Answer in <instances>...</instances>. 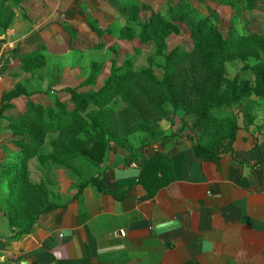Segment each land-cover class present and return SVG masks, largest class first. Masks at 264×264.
<instances>
[{
    "label": "crops",
    "instance_id": "0c3cea01",
    "mask_svg": "<svg viewBox=\"0 0 264 264\" xmlns=\"http://www.w3.org/2000/svg\"><path fill=\"white\" fill-rule=\"evenodd\" d=\"M134 1L150 8L156 2ZM167 1L176 5L181 0ZM121 2L24 0L19 6L31 21L33 14L37 21L68 22L75 36L78 30L72 23H87L83 7L93 9L94 19L105 29L122 16ZM59 12L62 18L55 19ZM15 13L9 39L21 17ZM4 47L0 45V106L20 79L13 68L15 56L6 53L2 61ZM6 67L16 72L10 76ZM257 100L264 109L263 99ZM9 102L12 107L0 117V147L6 156L20 150L5 117L17 119L26 111L18 96ZM256 104L245 109L253 121L239 125L232 153L216 163L198 160L184 138L163 144L154 133L150 147L131 152L114 147L108 163L101 165L106 190L127 189L121 201L88 186L65 208L42 216L29 235L15 240L14 216L0 207V264H264V112L259 115ZM149 143L146 139L143 146ZM120 231L125 237H117Z\"/></svg>",
    "mask_w": 264,
    "mask_h": 264
},
{
    "label": "trees",
    "instance_id": "16d2710c",
    "mask_svg": "<svg viewBox=\"0 0 264 264\" xmlns=\"http://www.w3.org/2000/svg\"><path fill=\"white\" fill-rule=\"evenodd\" d=\"M23 1L0 0V29L3 32L12 26L16 17L14 8L9 7L10 3L19 5ZM126 3L131 6V16L120 27L122 40L131 42L138 39L142 44H162L171 36H180L177 25L183 24L189 29L196 48L190 52L183 47L169 53L160 52L162 63L158 67L164 74L162 80H158L150 69L136 72L131 60L125 61L122 66L111 60L109 76L98 90L97 78L105 63L94 61L90 65V75L81 87L63 90L69 96L68 103L62 102L55 94H49L45 98L52 101L51 105L29 101L26 111L17 119L5 117L7 129L15 138L14 144L22 156L19 166L1 167L0 173V184L1 180L8 178V193L4 199L6 206L0 200L1 211L14 216L13 225L18 228L12 240L29 235L42 216L67 206L51 202L44 187L32 184L28 178L27 161L35 157L48 134L59 133V139L53 142L52 158L55 162L64 158L105 165L109 160L111 144L125 147L122 142L126 143L135 132L150 134L152 125L171 120L164 109L165 104L172 108L173 114L194 111L198 115L195 126L205 127L213 121L215 111L228 110L251 95L264 99V33L251 32L236 37L230 32L228 37H224L214 22L216 15L212 12L204 15L187 0L168 6L166 13L149 7L150 13L143 21L140 20L142 4L134 0H126ZM247 3L250 9L255 6V0H247ZM89 22L92 31L101 37L113 32L112 27H100L95 19ZM104 46L99 44L95 48L101 50ZM246 57L256 60L255 64L244 67L253 72L254 80L228 79L227 62ZM42 66L39 56L21 62L24 73H32ZM24 93V87L17 84L3 95L0 117H4V113L12 107L9 101ZM118 97L125 108L116 113L108 106L111 100ZM245 120L253 121L250 116ZM240 129L239 125L231 126L224 131L222 141L213 138L207 143H195L190 139L195 157L201 162H218L223 155L232 153ZM181 138L180 135H172L162 142L165 144ZM150 164L147 163V166ZM102 175L103 172L98 171L96 176L84 181L81 192L88 186H94L101 194L123 200L127 189L106 190ZM162 187L163 184L157 188ZM22 222H25V229Z\"/></svg>",
    "mask_w": 264,
    "mask_h": 264
},
{
    "label": "rangeland",
    "instance_id": "374dc122",
    "mask_svg": "<svg viewBox=\"0 0 264 264\" xmlns=\"http://www.w3.org/2000/svg\"><path fill=\"white\" fill-rule=\"evenodd\" d=\"M187 1L193 8L200 10L204 15H209L210 12L214 13L216 15L214 22L219 26L224 37H228L230 32L236 37L246 36L251 32L264 33V0H255V6L251 9L247 0ZM170 5L171 3L167 0H156L154 8L151 9L166 13L167 7ZM9 7L14 8L15 11L17 10L21 17L16 24L14 23L10 39L7 36V31L3 32L0 29V45L5 46L2 61H5L6 53L15 56L16 60L13 68L18 69L17 76L20 79L13 87H16L17 84L24 87L25 93L18 96L22 100V110L24 111L29 101L51 105L52 101H48L45 98L49 94H55L62 102L68 103L69 96L64 94L63 90L81 87L88 79L91 71L90 65L94 61L105 63V68L97 78L96 89L98 90L109 76L111 60H116L119 66H122L125 61L131 60L136 72L150 69L158 80H162L164 74L158 67L162 63L160 52L169 53L177 47H183L187 52H190L196 48L194 41L190 37L189 29L183 24L177 25L181 31L180 36H171L162 44L153 42L142 44L138 39L131 42L122 40L119 34L120 27L126 18L131 16V6L126 3V0H122L121 8L118 9L122 16L118 17L114 24L111 25L112 34H106L102 37L94 31V33L90 32L89 34V31H91L89 29V21L94 19V11L88 7H83L81 10L87 23L81 24V27L80 24L72 23L78 30L75 36L71 34L73 29V27H70L71 24L62 19L60 21L52 19L37 21L39 19L36 20L32 14L33 22L30 20L31 15L27 14L25 9H21L19 5L10 3ZM122 11L125 13H122ZM109 12L113 13L114 11L109 10ZM149 13V7L141 5L140 20L143 21ZM115 14H117V11H115ZM59 15L60 17L54 18H62V14L60 13ZM105 19L108 21V18ZM96 21L99 25L102 23H99L98 19ZM104 23L105 21L102 26H104ZM134 25L136 24L134 23ZM99 44H104V48L101 50L92 48ZM30 51L34 52L33 56L24 54ZM36 56L40 57L43 66L35 69L32 73H23L19 66L22 60H31ZM255 63L254 57L227 62V78L230 80L239 78L240 80L253 81V72L244 67ZM5 72L11 76V73L16 71L6 67ZM82 91L86 92L88 89H83ZM244 99L245 104L240 102L228 110L215 111L213 113V121L205 127L195 126L198 115L194 111H189L187 114L182 112L173 114L172 108L165 104L164 109L169 113L170 121H162L152 125V133L150 134L147 132H135L129 136L126 143L122 142L126 144L125 147L111 144L110 153L114 147L123 148L130 152L134 148L150 147L155 138L154 133L158 134L156 136L160 138V142L165 137L172 135H180L190 144V139H193L195 143H207L213 138L222 141L224 140V131L231 126L241 125L242 123L244 126L249 124L245 118L250 116V114L245 112V109L249 105L254 107L258 100L253 95ZM256 106L259 115H263V106L257 104ZM70 107L72 108V106ZM108 107L114 108L116 113H119L125 108V104L118 97L111 100ZM162 123H164V127H162ZM163 134H167V136L163 137ZM58 139V132L47 135L45 144L37 150L35 157L27 161V171L29 181L32 184L43 186L44 192L49 196L51 202L65 205L81 193L84 181L96 176L102 167L100 164L84 160L73 161L63 158L55 162L52 158L54 153L53 142ZM146 139H150L151 143L148 146H143ZM2 144L4 143L2 142ZM2 150V147H0V153ZM110 153L108 152V157H110ZM21 162L22 156L17 152L7 156L1 153L0 173L2 168L19 166ZM7 180L8 178H4L0 184V200L3 206H6L4 199L8 193ZM22 223L25 226V222ZM25 228L26 226L23 227V229Z\"/></svg>",
    "mask_w": 264,
    "mask_h": 264
},
{
    "label": "built area",
    "instance_id": "2783aa9c",
    "mask_svg": "<svg viewBox=\"0 0 264 264\" xmlns=\"http://www.w3.org/2000/svg\"><path fill=\"white\" fill-rule=\"evenodd\" d=\"M117 234V237H125V233L123 231H120L119 233H116Z\"/></svg>",
    "mask_w": 264,
    "mask_h": 264
}]
</instances>
